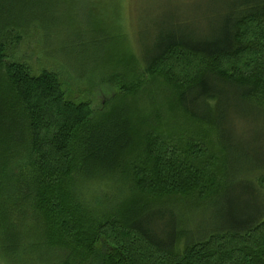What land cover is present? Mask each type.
I'll list each match as a JSON object with an SVG mask.
<instances>
[{
	"label": "trees",
	"instance_id": "1",
	"mask_svg": "<svg viewBox=\"0 0 264 264\" xmlns=\"http://www.w3.org/2000/svg\"><path fill=\"white\" fill-rule=\"evenodd\" d=\"M56 5L62 6L0 0V205L12 204L1 195L14 187L17 205L34 209L35 223H43L46 246L64 253L61 264H264V175L256 179L255 213L228 209L195 232L193 212L173 217L158 205L173 207L181 196L199 201L202 174L188 161L190 153L155 136L144 147L146 164L133 168L128 199L102 220L79 205L77 180L110 179L126 167L134 128L128 108L97 114L89 103L69 101L58 75L34 76L24 64L5 62L9 33L21 36L32 26L44 31L50 25L44 14ZM204 20L208 30L193 31L189 19H169L139 44V60L130 59L143 75L166 82L178 112L221 136L224 121L241 111L264 114V0H209ZM26 135L27 171L15 175L10 154Z\"/></svg>",
	"mask_w": 264,
	"mask_h": 264
},
{
	"label": "rangeland",
	"instance_id": "2",
	"mask_svg": "<svg viewBox=\"0 0 264 264\" xmlns=\"http://www.w3.org/2000/svg\"><path fill=\"white\" fill-rule=\"evenodd\" d=\"M58 1L62 6L44 14L50 24L44 31L32 26L21 36L9 33L4 40L5 62L24 64L34 76L46 71L58 75L65 97L75 104L89 103L97 114L110 106L115 111L128 108L134 128L133 145L122 160L126 167L123 164L110 179H78L79 205L93 219L102 220L115 204L128 199L133 194V168L146 164L144 147L147 138L155 136L184 155L190 153L188 161L202 174L199 201L181 196L173 207L158 205L161 209L168 208L173 217L179 211L193 212L197 219H191L189 227L195 232H201V226H212L228 209L233 215L255 213L252 208L261 201L255 193L256 179L264 175V114L241 111L224 121L219 136L211 126L178 112L170 104L175 95L166 82L143 75L130 59L139 60V44L151 41L153 31L169 19L187 18L190 30L198 26L208 30L204 18L209 0ZM44 33L49 37L43 39ZM27 141L28 137L10 154L9 168L15 175L27 171ZM216 181L220 188H215ZM12 190L2 193L1 202L17 205V192ZM189 202L188 208L182 206ZM12 204L0 205V264H61L64 253L50 249L40 238L43 223H35L34 209ZM182 248L180 240L177 251Z\"/></svg>",
	"mask_w": 264,
	"mask_h": 264
}]
</instances>
